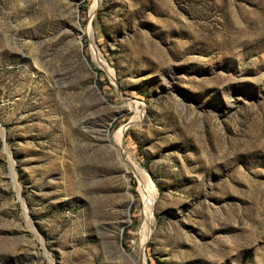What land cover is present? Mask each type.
I'll return each mask as SVG.
<instances>
[{
    "label": "rangeland",
    "instance_id": "1",
    "mask_svg": "<svg viewBox=\"0 0 264 264\" xmlns=\"http://www.w3.org/2000/svg\"><path fill=\"white\" fill-rule=\"evenodd\" d=\"M0 264H264V0H0Z\"/></svg>",
    "mask_w": 264,
    "mask_h": 264
},
{
    "label": "bare ground",
    "instance_id": "2",
    "mask_svg": "<svg viewBox=\"0 0 264 264\" xmlns=\"http://www.w3.org/2000/svg\"><path fill=\"white\" fill-rule=\"evenodd\" d=\"M123 129L124 128L119 129V131L114 136V141L116 142L115 146L118 148L125 164H127L135 172V174H137V176H139L140 181H142V182L144 181V184H141V186H140L141 187L140 190L143 194V199H144L143 203H144V208H145L143 228H142V232H141V237L143 239L147 234L148 225L150 223V218H151L150 208H151V204H152V201L154 199L155 194H153V189L150 186L149 181H147V179H145V176L143 175L144 172L142 173L139 170V168L133 162H131V160L130 161L127 160V155H126L125 149L122 145V138H123V131H124Z\"/></svg>",
    "mask_w": 264,
    "mask_h": 264
}]
</instances>
